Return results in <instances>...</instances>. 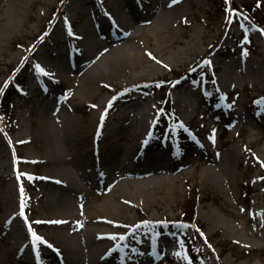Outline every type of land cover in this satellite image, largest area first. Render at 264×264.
I'll list each match as a JSON object with an SVG mask.
<instances>
[{
    "label": "bare ground",
    "instance_id": "6f19581e",
    "mask_svg": "<svg viewBox=\"0 0 264 264\" xmlns=\"http://www.w3.org/2000/svg\"><path fill=\"white\" fill-rule=\"evenodd\" d=\"M38 1L0 0V55L14 50L9 46L16 39L35 33H25L24 28L29 20L34 21L30 9ZM203 1H197L199 8ZM43 2L53 7L59 0ZM57 9L61 10V17L50 32L43 34L41 51L32 65L34 76L29 78V84L40 78L41 85L36 90L42 103L32 118L19 116L14 129L17 145L34 144L39 157L15 151V183L5 172L6 167L1 170L0 159V179L6 181L0 188V264H160L155 250L147 253L150 249L165 256L168 252L175 264H188L183 241L176 239L172 244L164 231L181 232L187 243L192 244L195 239L185 227L178 228L169 212L176 210L187 196L192 180L204 192H221L236 206L237 168L257 164L260 173L249 177V182L263 178L264 146L248 151L244 142L236 143L222 154L208 157L214 154L213 150L193 135L191 143L202 149L201 161H197L187 158L181 149L175 150L181 144L177 139L170 145L152 140L160 116L147 98L146 86L138 82L151 73L165 74L172 66L204 53L197 52L205 35L185 29L191 21L190 8L183 0H62ZM45 15L41 10L35 26L29 28L39 29ZM212 30L213 37L222 32L220 25ZM241 35L243 32L233 28L227 38ZM13 53L9 64L22 61L23 52ZM236 58L239 61L234 62L240 63L245 56L239 54ZM46 79L57 85H71V93L64 95L57 87L49 88ZM188 80L182 81L183 88L191 92L196 86L188 84ZM221 82L222 88L234 87L233 92L240 83L250 92L263 89L264 68L255 60L250 61L237 74L226 70ZM107 89L112 95H104ZM215 89L216 86L202 93L208 95ZM71 100L75 103L73 109L82 110V116L67 107ZM175 102L184 117L193 122L195 134L212 145L210 137L216 132L220 117H198L199 105L190 96L176 94ZM111 103L117 104L116 115L104 126L102 117ZM112 110L114 105L107 114ZM206 110L214 113L212 107ZM196 118L200 126L195 124ZM237 122L227 121L226 127ZM246 123L249 122L242 119V125ZM256 135L249 128V147L256 142ZM235 138L233 135L231 140ZM30 164L40 169L31 173L27 170ZM30 177L36 181L37 190L39 185L42 189L34 200L27 194L29 187L24 182ZM139 208L147 212L155 208L160 216L153 215L151 221L140 226L131 214ZM247 214L248 238L234 237L243 228L225 224L206 209L197 218L201 223L195 226L197 237L208 243L219 235L218 244L263 248L264 202H255ZM156 229L162 233H154ZM33 232L44 243L36 240ZM213 258H205V264H238L221 259L220 255Z\"/></svg>",
    "mask_w": 264,
    "mask_h": 264
},
{
    "label": "rangeland",
    "instance_id": "374dc122",
    "mask_svg": "<svg viewBox=\"0 0 264 264\" xmlns=\"http://www.w3.org/2000/svg\"><path fill=\"white\" fill-rule=\"evenodd\" d=\"M60 1L62 0H59L58 3L55 2L54 6L51 7L44 3L43 0H39L30 9L34 15V21L29 20L28 26L24 28L25 33L33 31L35 33L16 39L9 46L14 50L8 49V55H0V159L3 160L1 170L6 167L4 170L9 174L10 180L14 183L12 172L16 171L15 151L20 150L24 152V155L34 158L39 157L37 147L34 144L17 145L13 139L16 135L14 129L19 116L28 119L32 118L34 110L42 103V96L40 97L36 90L41 85L40 78H37L34 84H29V78L34 76L31 73V69L35 62L34 60L37 58V53L40 49L39 46L44 41L43 34L50 32L56 20L61 17V10L57 9ZM195 1L183 0L190 8L188 11L190 13L189 20L191 21L190 25L186 26L185 29L188 32H198V35H205L202 40L204 43L202 41L199 42L200 51L197 52L200 54L201 51H204V53L198 56L193 55V62L190 61L179 66H172V69L165 70V74L160 73L159 75H155L151 73L143 77V81L138 82L139 84L144 83V86H146L147 94H141L147 95L149 101L157 109L155 114L160 116L159 121L156 123L158 130L153 135L152 140L155 144L165 142L170 145L172 140L177 139L182 145L176 147L175 150L177 148L178 150L181 149L182 154H185L187 158H193L197 161L200 160V154L202 152L200 145L191 143V139H193V135H195L197 129L193 128V122L190 125V121L180 111L178 103L175 102V96L177 94L190 96L194 104L198 103L199 109L196 112L198 117L204 116L208 119L214 114L221 119L216 132L213 134L214 140L212 145L202 135L194 137L213 150L214 154L211 153L212 155L210 154L208 157H213L215 154H222L226 148L242 142H244L246 150L255 151L264 146V125L259 122V118L264 122V116L260 112H256L260 111L264 105V87L263 89H255L250 92L244 87L243 83H240L236 88L237 90L233 92L234 87L228 89L222 88L221 80L226 70H231L237 74L250 61L255 60L264 68V0H227V2L226 0H205L202 2L200 8L199 3H197L198 0ZM2 2H5V0H2ZM253 2L258 6L255 9L256 13L254 15L256 19L244 13V7ZM63 5L61 8H63ZM41 10L46 13L41 21V26L39 29L36 28V30L30 29L29 25L35 26L37 15L40 14ZM218 25H220L222 32L217 37H213L214 32L212 29ZM232 28L243 32V35L227 38ZM23 45L26 48L23 49ZM255 47L259 51H256ZM13 51L23 52V59L20 62L16 61L14 64H9L11 57L14 55ZM245 52L247 55H244ZM239 54L244 55L245 58H242L240 63L234 62L235 59L239 61L236 58ZM211 59L212 61L209 62ZM185 79H189L188 82L196 83L193 84V86H196V89L191 92L190 90H184L182 81ZM45 82L49 88L54 89L57 87L61 91V94L71 93V85L65 83L57 85L47 79ZM113 84L115 83L113 82ZM33 86H36V88ZM215 86V92H211L208 95L202 93L203 90ZM197 90H200V92L197 93ZM104 95H112V92L107 89ZM119 98L120 96L116 100ZM66 104L72 113L80 116L83 115L82 110L73 109L74 101H67ZM113 105L115 109L117 107L115 103H111L109 107ZM109 107L105 113H107ZM208 107H212L214 113L206 110ZM105 113L104 118L106 116ZM242 119H246L249 123L242 125ZM227 121L231 124L235 121L238 122L228 128L222 125L223 122L227 123ZM125 123L123 122L122 124L124 125ZM203 123L204 121L202 120ZM195 124H199L197 118ZM180 125L188 129L191 134L190 138L176 136V129L182 130L183 128ZM10 126L12 130H10ZM31 127L32 125L29 123L28 128ZM249 128H253L257 132L256 137L253 138L256 142L252 147L246 144L249 140ZM233 135L236 138L231 140ZM185 139L188 142H185L184 149ZM39 169L40 166L35 164H30L27 167V170L31 173H36ZM237 172L239 183L235 194L236 206L226 200L225 197L227 198V196L225 195L224 197L221 192H204L200 189L199 185L195 186L192 180L187 186V196L183 197L176 210L169 212L171 215L169 218L174 219L179 226L178 228H181L180 225H183L191 238L195 239V242L192 244L187 243L186 239V241L184 240L182 242L184 245V255L188 264H205V258L208 257L214 260L213 256L215 257V255H220L221 259H227V261L231 260L232 263L264 264V247L256 248L251 245L247 247H233V243L229 245L218 244L219 235L211 238L207 243L203 239H198L195 231V226H200L201 224L197 218L206 209L218 215L225 224L242 227L243 231L241 234L235 233L234 237L240 235L241 237L248 238L246 229L248 225L247 209L255 202H264V177H258L254 182H249V177H256L260 173L259 166L253 163L249 167L237 168ZM31 177L24 182L29 187L27 194L31 195V198L34 200L35 195L39 191H42V189L39 185V190H37V185H34L36 181ZM5 183V179H0V188ZM30 213L32 214L33 211ZM131 214L134 216L136 224L140 226L145 222L151 221L150 217H153V215L160 216L155 208L150 209L149 212L141 208L134 209ZM160 219V221H165V218ZM202 230L204 231V229ZM231 237L233 236L231 235ZM159 258L160 264H175L165 255L163 257L159 256Z\"/></svg>",
    "mask_w": 264,
    "mask_h": 264
},
{
    "label": "snow or ice",
    "instance_id": "6c2138e0",
    "mask_svg": "<svg viewBox=\"0 0 264 264\" xmlns=\"http://www.w3.org/2000/svg\"><path fill=\"white\" fill-rule=\"evenodd\" d=\"M176 2H178V0H173V3H176ZM226 2H227V0H226ZM244 55H247V53L245 52ZM36 67L39 71L43 72V69H40L39 65H37ZM102 119H103V117H102ZM180 127H183V125H180ZM210 139L214 140V135L212 137H210ZM21 191H23V190L21 189ZM23 207H24V205L22 204L21 209H23ZM21 215H23V211L21 212ZM51 223H60V221H51ZM180 227H183V225H180ZM31 234H32V236H34L36 238V240L40 241L41 243H44L43 239L41 237L37 236L36 233L33 232ZM121 239H123V237H121ZM49 247H51V245H49ZM177 255H180V253H177Z\"/></svg>",
    "mask_w": 264,
    "mask_h": 264
},
{
    "label": "trees",
    "instance_id": "16d2710c",
    "mask_svg": "<svg viewBox=\"0 0 264 264\" xmlns=\"http://www.w3.org/2000/svg\"><path fill=\"white\" fill-rule=\"evenodd\" d=\"M262 4V3H261ZM256 8H258V6L256 5V3H252V4H247L245 7H244V10L245 12L250 15L251 17L255 18L254 15L256 13ZM256 19V18H255ZM263 22V21H262ZM264 23V22H263Z\"/></svg>",
    "mask_w": 264,
    "mask_h": 264
}]
</instances>
